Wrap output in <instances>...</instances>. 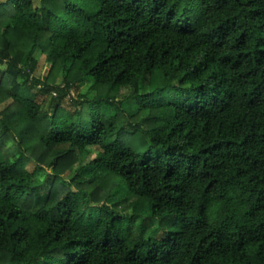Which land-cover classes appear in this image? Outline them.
<instances>
[{
    "label": "trees",
    "instance_id": "obj_1",
    "mask_svg": "<svg viewBox=\"0 0 264 264\" xmlns=\"http://www.w3.org/2000/svg\"><path fill=\"white\" fill-rule=\"evenodd\" d=\"M199 2L207 3V11L197 29L185 27L192 20L185 0H0V104L11 100L0 112V264H113L118 250L111 240L101 247L100 236L107 223L115 235L133 219H139L141 236L125 240L119 264L129 256L161 264L165 255L183 264L180 239L189 232L198 236V264H264V195L245 214L247 222L202 232L198 217L188 223L173 217L177 209L146 181L130 183L112 166L118 149L109 146L110 130L119 85L137 73L141 102L159 114L153 119L175 110L163 98L177 71L180 83L190 86L185 91L202 90L204 80L228 89L239 82L248 88L249 103L264 107V0ZM84 82L88 87L80 90ZM196 96L193 91L192 105L199 107ZM206 127L201 121L195 130L174 128L169 135L199 136ZM199 151L197 145L192 155ZM143 155L141 164L153 159ZM169 160L162 162L166 171ZM92 178L101 181L106 205H122L124 213L101 225L98 236L77 227L84 219L83 198L95 193L85 191ZM176 186L173 177L165 195ZM63 193L65 199L55 203ZM156 217H172L164 226L168 234L157 235L153 224L152 235L143 239L146 222ZM121 219L128 224L116 222Z\"/></svg>",
    "mask_w": 264,
    "mask_h": 264
},
{
    "label": "clouds",
    "instance_id": "obj_2",
    "mask_svg": "<svg viewBox=\"0 0 264 264\" xmlns=\"http://www.w3.org/2000/svg\"><path fill=\"white\" fill-rule=\"evenodd\" d=\"M185 6L191 9L189 15L192 17L185 27L200 28L202 17L207 11V3L185 0ZM139 76L140 73H137L134 78L122 81L119 85L118 115L113 116L110 130L109 146L118 149L112 166L130 183L146 181L155 195L177 209L173 212V217L183 216L185 223L189 222V217H198L202 232H217L226 224L235 226L247 222L248 217L245 214L251 210L256 197L264 195V144L259 143V140H264V136L253 135L254 132H264V107L250 104L249 98L244 95L248 88L241 87L239 82L228 89L219 81L213 84L211 80H204L202 90L192 88L185 91L190 86L187 82L180 83L182 77L177 71L176 78L170 79L171 87L163 98V102L170 103L175 110L165 119L157 120L153 119V116L159 115L153 106L141 102L143 95L138 87ZM125 89L127 94H122ZM193 91L197 93L199 107L192 105ZM201 121L207 127L200 131L199 136L169 135L174 128L177 132L186 126L195 130ZM245 139L249 142L244 143ZM233 140L237 142L228 143ZM197 145L200 151L194 157L192 151ZM144 152H148L153 159L141 164L140 161L146 160ZM166 157H170L167 171L162 166ZM177 159L181 161L178 165L174 163ZM153 162L155 167H150ZM173 177L176 178L177 186L174 189L168 188L165 195L164 186ZM93 188L95 193L86 195L79 207L84 219L79 221L77 227L78 230L87 228L93 236H98L97 230L103 231L101 225L107 223L109 218L115 220L116 215L123 216L124 213L122 205L115 208L107 206L106 200L100 198L99 194L104 191L100 180L92 178L85 191L91 192ZM69 191L79 193L80 189L70 187ZM172 193L176 194L175 198ZM66 195L67 193L61 194L55 203L64 200ZM89 214L91 220L88 219ZM261 216L264 217V212ZM116 222L128 224L126 219ZM171 222L172 217H156L146 222L147 231L143 239L147 240L152 235L153 224L160 229L157 235H167L164 226ZM107 227L108 231L100 236V246L103 247L111 240V244L118 250L113 264H119V253L125 252V240H135L141 236L139 219H133L126 232L116 231L115 235H112L114 225L107 223ZM197 242L198 236L194 232H189L180 239L183 264H198L193 250ZM189 244L193 247H189ZM175 254L173 251V255ZM136 259L141 264H147L143 257L134 256L127 258V264H134ZM161 264H173V256L165 255Z\"/></svg>",
    "mask_w": 264,
    "mask_h": 264
},
{
    "label": "rangeland",
    "instance_id": "obj_3",
    "mask_svg": "<svg viewBox=\"0 0 264 264\" xmlns=\"http://www.w3.org/2000/svg\"><path fill=\"white\" fill-rule=\"evenodd\" d=\"M44 60L45 59L43 58L42 61H41V63H44ZM0 68H4V66L3 65H0ZM38 74H39V71H37L36 75H38ZM87 87H88V82H84V83L79 84V89L80 90H86ZM10 103H11V100H8V101L0 104V112H2ZM97 151H98V149H95L94 150V152H97ZM171 224H172V222L170 224H168V225H171Z\"/></svg>",
    "mask_w": 264,
    "mask_h": 264
}]
</instances>
